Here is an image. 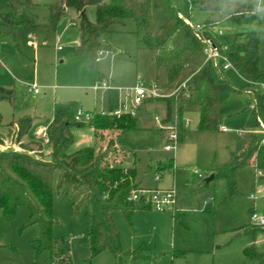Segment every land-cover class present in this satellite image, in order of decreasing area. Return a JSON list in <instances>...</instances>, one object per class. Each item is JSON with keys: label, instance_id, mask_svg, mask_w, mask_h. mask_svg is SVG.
Masks as SVG:
<instances>
[{"label": "rangeland", "instance_id": "374dc122", "mask_svg": "<svg viewBox=\"0 0 264 264\" xmlns=\"http://www.w3.org/2000/svg\"><path fill=\"white\" fill-rule=\"evenodd\" d=\"M9 1L0 0V12L12 11ZM106 1L119 4L123 0ZM171 2L180 16L192 22H203L210 15L205 10H191L188 0ZM60 7L65 10L51 28V11ZM30 11L35 18L34 24L19 26L14 37L0 36L3 65L0 82L15 89L14 101L0 100V114L5 123L30 116L41 120L40 124H48L53 101L57 98L74 101L82 111L127 112L126 106L133 108L136 85L151 81L157 82L160 91L166 94L162 91L167 86L166 74L154 59L156 50L141 47L132 19L114 24L103 33L102 40L122 55L115 58L113 51H103L97 68L103 74L101 63L105 73L111 76L110 89L96 90V69L87 66L84 58L75 52L80 21L77 9L65 6L64 0H34ZM85 12L88 18L96 20L95 5H87ZM166 19L162 8L153 7L151 30L155 32ZM1 23L0 17V32L5 30ZM226 28L228 32L257 31L261 34L259 66L264 71V9L260 19ZM170 44H175L174 38ZM222 73L233 90L219 93L217 127L201 129L199 109H185L184 122L187 119L192 122L185 126V139L177 144L176 151L167 150L166 142L159 137V127L165 126L161 124L165 114L163 99L147 100L132 109L137 126L125 129L120 138L119 145L127 153L120 164L135 168L136 180L143 186H174L176 197L174 206L169 209L153 206L146 210L136 209L131 223L120 212H114L113 220L121 234L122 247L141 253L135 259L127 257L123 264H260L259 258L250 252L264 253V227L256 226L252 220L253 213L264 215V142L260 143L253 169L238 173L237 192L225 201L222 202L225 181L205 185L201 179L208 176L199 177V174L212 175L213 166L227 163L231 154L240 150L241 132L257 121L264 125V81L256 82L254 88L243 89L247 82L236 70H222ZM33 86L40 92L35 93L31 89ZM142 124L150 127H142ZM48 129L51 144V128ZM80 129L75 130L77 139L72 150L97 145L99 140L88 128ZM35 130L36 124L28 133L30 140ZM78 131L85 133L81 136L85 139L82 143ZM260 136L264 139V132ZM7 140H12L7 148H15L13 139ZM158 174L161 177L158 178ZM71 192L68 187L56 190L53 213L59 222L52 229L53 237L61 240L69 251L70 264L115 263L109 250L91 256L88 248L91 204L85 200L77 207V199ZM29 215L27 206H19L14 215L5 214L0 208V264H51L47 250H35L40 228L37 224L27 225Z\"/></svg>", "mask_w": 264, "mask_h": 264}, {"label": "trees", "instance_id": "16d2710c", "mask_svg": "<svg viewBox=\"0 0 264 264\" xmlns=\"http://www.w3.org/2000/svg\"><path fill=\"white\" fill-rule=\"evenodd\" d=\"M191 8L211 12L213 17L202 22L203 27L192 29L180 16L171 0H123L112 4L106 0H64L65 6H74L81 11L79 21L80 43L76 54L84 58L86 65L98 68V54L101 51H116L111 44L102 40L103 33L115 22L132 19L137 27L138 42L143 48L157 50L155 57L158 67H163L167 86L162 89L166 96L158 97L166 102L167 127L161 128V139L169 142L173 131L180 145L185 139L183 112L186 108H198L200 111L199 127L214 129L219 120V93L233 90V86L222 73L218 64L206 59L203 51L206 39H212L233 63L236 71L248 81L243 87H253L256 82L264 81V71L260 69V40L257 31L228 32L219 34L211 30V25L220 27L244 25L258 20L262 16L261 0H188ZM34 0H10L11 12L2 13L5 30L0 36H15L21 25L34 24L35 18L30 11ZM95 5L96 20L91 21L84 10L87 5ZM162 8L166 21L153 32L152 8ZM64 7L51 11L49 22L53 28L64 11ZM174 38L175 44L170 40ZM3 67L0 61V69ZM169 93V94H168ZM15 89L0 85V100L14 101ZM79 106L74 101L56 103L51 127L52 151L45 153V146L36 140H24L30 131L33 117L25 116L11 123L15 130L12 134L15 148H0V208L5 214L16 213L19 206H27L30 212L27 225L37 224L40 228L35 239V250L48 251L51 264H70L69 251L62 241L54 238L52 229L58 218L53 213L56 190L63 187L71 189L79 207L85 200L91 204V219L88 248L91 256L109 250L115 257V263L123 264L127 257L138 258L140 251L122 247L121 234L114 223L113 213L118 211L132 222L136 209L146 210L151 204L141 199H130L134 189H139L136 182V170L118 166L126 153L118 150L117 141L127 128L137 126V119L132 112L94 113L89 124L98 135L104 130H113L105 146L95 148L85 146L70 151L74 142L73 128L82 127L84 122L76 119ZM0 127L2 115L0 114ZM241 148L233 152L225 164L212 167L214 178L210 181L201 179L202 184L225 181L226 187L222 202L237 192V175L240 171H249L262 141L260 133L246 130L239 136ZM4 145V136L0 133V145ZM209 174L199 175L200 178ZM207 177V178H208ZM201 184V185H202ZM264 227V226H261ZM264 264V253L250 252Z\"/></svg>", "mask_w": 264, "mask_h": 264}, {"label": "built area", "instance_id": "2783aa9c", "mask_svg": "<svg viewBox=\"0 0 264 264\" xmlns=\"http://www.w3.org/2000/svg\"><path fill=\"white\" fill-rule=\"evenodd\" d=\"M185 22L192 29H200L203 27L202 22H192L189 19H184ZM211 30L218 32L219 34H224L226 32L224 27L211 25ZM226 46H219L213 42L212 39H206L204 43L203 51L206 55V59L212 61L214 64H218L222 70L227 69H235L233 63L230 61L228 56L224 54L223 50H225ZM109 87V83L106 80L97 82L95 85L96 89L107 88ZM35 93L39 92V88L33 86L31 88ZM166 94H163L160 91V88L156 84H146V85H136L133 93V101L134 105H140L145 100L154 99L158 97H164ZM133 113V111H131ZM122 112L117 111L115 114H120ZM105 114V112H103ZM94 117V114L91 112H85L82 110H78L76 114V119L80 122H91ZM188 124V120L186 121ZM167 127V126H164ZM262 129L264 132V125L262 124ZM42 138L44 141L49 140V135L45 132L42 133ZM176 134L172 131L169 135V142L165 143V148L167 150L176 151L177 143H176ZM176 191L175 189H146L139 188L134 189L131 193L130 199L133 201L145 200V202L151 204V206L156 207L158 209H169L175 204ZM252 220L256 226H264V215H260L257 213H253Z\"/></svg>", "mask_w": 264, "mask_h": 264}, {"label": "crops", "instance_id": "0c3cea01", "mask_svg": "<svg viewBox=\"0 0 264 264\" xmlns=\"http://www.w3.org/2000/svg\"><path fill=\"white\" fill-rule=\"evenodd\" d=\"M191 10H192V8H191ZM86 11V8H85V10H84V12ZM77 12H78V19L80 20V15H81V11H79L78 9H77ZM210 13V15H209V17L208 18H211V17H213V14L211 13V12H209ZM85 14H86V12H85ZM87 16V15H86ZM184 18V17H183ZM208 18H206V19H208ZM89 20H91V21H93L91 18H88ZM184 19H187V18H184ZM2 20V19H1ZM74 21H75V19H73ZM126 20V19H125ZM125 20H122V21H117V22H115L114 24H117V23H119V24H124L125 23ZM2 25H3V22L1 23ZM113 24V25H114ZM113 25H111V29L113 28ZM227 28L225 27V30H226ZM227 31V30H226ZM136 33H137V29H136ZM35 42V41H34ZM80 43V31H79V35H78V38L75 40V42H74V46H75V50H76V46L78 45ZM36 45V42L34 43V46ZM58 49L59 50H62V47L61 46H58ZM106 52H109V51H106ZM103 51H101L100 53H99V56H98V60L100 59V56H102L103 55ZM157 53H158V51L156 50V55H157ZM113 54H114V56H115V58H117L118 56H120V55H122V52L121 51H119L117 48H116V51H114L113 52ZM156 55L154 56V59H155V57H156ZM7 67V66H6ZM99 67H100V69L102 70V72H103V74H100L101 75V77L100 78H98V76L96 75V83L97 82H100V81H103V80H106V81H108V83H110L109 81L111 80V76L110 75H107L106 73H105V70H104V68H103V66H102V64L101 63H99ZM8 68V67H7ZM9 69V68H8ZM103 77V78H102ZM246 82L248 83V81L246 80ZM1 84L0 85H3V86H6L5 84H2L3 82H0ZM96 83H95V85H96ZM147 84H156L157 85V82H154V81H151V82H149V83H147ZM6 87H9V88H12L11 86H6ZM94 89H96L95 88V86H94ZM101 89H105V90H108V89H110V84H109V87H107V88H101ZM96 90H98V89H96ZM40 92V91H39ZM38 92V93H39ZM58 100H54L53 101V113H52V115H51V118H50V120H49V123L48 124H40L41 123V120H39V119H34L33 118V124H32V127H31V129L33 128V126L36 124V130H35V132H34V138H32L31 140H36V141H40V142H42L41 140L43 139L42 138V133L43 132H45L47 135H49V132H48V128H51L52 127V122H53V117H54V106H55V104L56 103H65L66 101H64L65 99H60V98H57ZM154 99H156V98H154ZM150 100H153V99H148V101H150ZM147 100H145L144 102H146ZM69 102V101H68ZM165 102V101H164ZM131 107H133V108H135V107H138V105H133V106H131ZM132 108V109H133ZM194 108H196V107H194ZM132 109H129L127 106H126V111L127 112H131L132 111ZM186 109H189V108H186ZM85 112H90V111H85ZM103 112H105V111H102V113ZM115 112H117V111H114V112H111V113H115ZM91 113H95V112H91ZM97 113H101V112H97ZM105 113H107V112H105ZM133 113H134V111H133ZM165 117H166V102H165V114H164V118H163V120H162V123L161 124H165V126H169L170 124L169 123H164L163 121H164V119H165ZM155 120H157L156 118H155ZM188 120V124H186V121ZM185 122H184V124H185V126H188L191 122H192V120L191 119H187ZM13 123H15V125H16V121H12ZM12 122H9V123H5L4 121H3V119H2V127H0V133L4 136V145L2 144L1 145V149H8L7 148V146H8V142L9 141H12V140H7L8 138H12V134H13V132H14V130H15V127H13L12 125H11V123ZM88 128V130H90V132H92L93 133V135H94V137L97 139V140H99V142L97 143V145H88V146H94L95 148H99V147H101V146H105L106 144H107V142H108V140H109V138L111 137V135L114 133L113 132V130H104L103 132H102V134L101 135H98L97 133H96V131H95V129L89 124V122H87V123H85V125L84 126H82L81 128L82 129H80V130H83V128ZM142 127H146V128H149L150 126L149 125H145V124H142ZM77 128H80V127H76V128H73V135H74V142H73V144L75 143V141H76V129ZM162 128V126H160L159 127V137L161 136V131H160V129ZM31 129H30V131H31ZM79 130V129H78ZM247 130H253L254 132H257V133H260V134H262V132H263V129H262V123H260V122H258L257 121V123L253 126V127H251V128H249V129H247ZM79 132V142L80 143H82L85 139L83 138V137H81V136H84L85 135V133H82V131H78ZM89 132V131H88ZM124 132V131H123ZM245 132V131H244ZM29 133V132H28ZM28 133L24 136V140L25 141H28V140H30L29 138H28ZM241 133H243V132H241ZM78 134V133H77ZM86 134H87V132H86ZM158 134V133H157ZM122 135H123V133H122ZM121 135V136H122ZM81 137V138H80ZM89 137V136H88ZM121 138V137H120ZM120 138L118 139V141H117V146H118V150H119V152H120V155H122V153H126V152H124L122 149H121V146L119 145V141H120ZM43 141H44V139H43ZM240 142V141H239ZM262 142H264V139H262ZM5 143H6V145H5ZM43 144H50V136H49V140L48 141H44V142H42ZM73 144L71 145V147H70V151L72 150V146H73ZM19 144H17V143H14V147H15V149H17V150H20L21 148L18 146ZM237 145H239V143L237 144ZM45 146V153L46 154H49L51 151H52V142H51V144L50 145H48V147L46 146V145H44ZM82 147H85V146H81V147H78L77 149H75V150H78V149H80V148H82ZM240 148H241V146H240ZM75 150H72V151H75ZM127 154V153H126ZM125 154V155H126ZM176 157V153H175V156H174V158ZM174 158L172 159V160H174ZM123 159L124 158H121V162L120 163H122L123 162ZM254 162H255V157H254V159H252L251 161H250V165L253 167L254 166ZM117 164L118 166H120V167H123V168H126V167H124V166H122V164ZM129 168H131V167H129ZM135 169V168H134ZM200 175V174H199ZM159 177H161V175L160 174H158V178ZM135 180H136V178H135ZM136 182H137V180H136ZM138 183V182H137ZM139 184V187L140 188H146V189H175V187L173 186L172 188H163V187H156V188H149V187H147V186H143L141 183H138ZM113 215H114V213H113ZM115 223V222H114Z\"/></svg>", "mask_w": 264, "mask_h": 264}, {"label": "water", "instance_id": "95a60500", "mask_svg": "<svg viewBox=\"0 0 264 264\" xmlns=\"http://www.w3.org/2000/svg\"><path fill=\"white\" fill-rule=\"evenodd\" d=\"M214 178V175L212 174V175H210L206 180L207 181H210V180H212Z\"/></svg>", "mask_w": 264, "mask_h": 264}, {"label": "clouds", "instance_id": "9594fccd", "mask_svg": "<svg viewBox=\"0 0 264 264\" xmlns=\"http://www.w3.org/2000/svg\"><path fill=\"white\" fill-rule=\"evenodd\" d=\"M262 9H264V0H261Z\"/></svg>", "mask_w": 264, "mask_h": 264}]
</instances>
